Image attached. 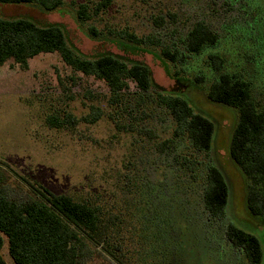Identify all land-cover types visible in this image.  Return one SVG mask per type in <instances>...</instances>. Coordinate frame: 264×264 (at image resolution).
<instances>
[{
    "label": "rangeland",
    "instance_id": "374dc122",
    "mask_svg": "<svg viewBox=\"0 0 264 264\" xmlns=\"http://www.w3.org/2000/svg\"><path fill=\"white\" fill-rule=\"evenodd\" d=\"M99 1L63 0L62 9L53 12L31 4L0 3L1 17L58 24L69 44L85 56L112 53L141 61L151 68L153 77V87L145 96L137 95L132 85L127 108L117 109L123 113L116 112V120L105 114L90 123L86 117L94 107L114 112L104 81L74 72L57 53L34 57L26 70L11 61L0 66V172L8 194L17 200L30 199L37 195L33 185L41 184L55 193L112 209L125 221V258H120L125 264H249L245 253L226 236L227 225L233 222L255 234L264 252V218L248 212L247 180L229 153L237 110L208 98L209 79L187 94L190 104L216 125L210 157L230 186L226 216L215 224L206 222L195 206L198 182L184 176L191 195L182 196L181 179L172 170H168V178L164 175L167 148L163 143L172 136L174 125L161 108L146 101L151 102L162 88L172 89L174 80L168 70L194 82L197 76L214 77L209 54L225 52L228 70L254 82L264 108V17L252 5V14L241 19V5L235 0H110L108 8L91 19H78L81 3ZM198 21L220 34L219 44L200 55H190L181 65L167 61L165 67L162 46L176 45L187 54L184 40ZM121 31L150 37L158 44L125 55L113 41ZM236 49L244 57L255 53L256 61L248 66ZM138 99L143 101L140 110L134 106ZM128 108L130 112H125ZM50 114L64 120L72 115L71 123L51 126L47 122ZM92 249L83 264H120L101 247ZM3 254L9 264H15L7 239Z\"/></svg>",
    "mask_w": 264,
    "mask_h": 264
},
{
    "label": "trees",
    "instance_id": "16d2710c",
    "mask_svg": "<svg viewBox=\"0 0 264 264\" xmlns=\"http://www.w3.org/2000/svg\"><path fill=\"white\" fill-rule=\"evenodd\" d=\"M235 1L241 5V19L245 20L252 14V5L264 17V0ZM0 3L31 4L45 12L60 11L63 6V0H0ZM109 5L110 0H101L93 5L81 3L77 8L78 19L89 20L93 14H99ZM117 35V40L113 41L119 44L125 55L144 52L147 45L158 44L150 37H140L130 31H121ZM219 42L220 34L205 22L198 21L185 37L187 54L176 45L162 46L161 58L165 67L167 61L181 65L186 62L185 58L200 55ZM236 51L248 66L258 56L254 53L244 57L238 49ZM45 53H57L74 72L106 83L110 92L109 107L114 108V112L111 110L107 113L102 108L94 107L86 117L90 123L105 114L111 120H116L115 116L123 113L117 109L127 108L125 103L129 102L132 85L139 96L150 94L153 87L152 70L141 61H131L112 53L88 57L69 44L64 28L58 24L42 25L29 17L0 16V66L11 61L26 70L31 59ZM209 59L216 72L214 77L201 75L194 82L179 72L172 75L168 70L174 80L172 89L162 88L151 102L146 101L161 108L174 125L172 136L163 143L167 149L172 147V151L167 152L166 149L163 153L166 157L164 175L168 178L167 172L172 170L181 179L178 184L183 191L182 196L191 195L190 186H186L182 180L184 176H188L191 182H198L200 191L195 206L200 214L210 223L218 224L224 219L230 186L224 172L210 157L216 125L211 118L197 111L187 97L194 85L209 79L208 98L238 112L229 153L247 180L248 212L264 218V108L257 98L254 82L238 72L228 70L229 62L225 52H212ZM261 89L264 90L263 87ZM142 103L138 99L134 106L140 110ZM151 110L156 109L151 107ZM124 111L130 112L129 108ZM71 118L72 115H69L64 120L56 114H50L47 122L51 126L62 127L71 123ZM180 143L182 147L178 146ZM33 187L37 191L35 197L25 200L12 198L3 184L0 172V264H9L3 254L6 239L9 255L15 264H83L95 246L101 247L120 264H125L120 259L125 258L126 236L122 235L125 221L118 214L113 213L112 209L105 210L96 201L58 194L41 184ZM226 229L228 240L245 253L249 264H262L263 247L255 234L233 222Z\"/></svg>",
    "mask_w": 264,
    "mask_h": 264
}]
</instances>
